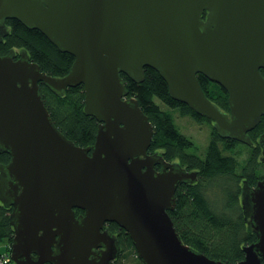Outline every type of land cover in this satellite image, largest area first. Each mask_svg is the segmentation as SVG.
Masks as SVG:
<instances>
[{
	"label": "water",
	"instance_id": "obj_1",
	"mask_svg": "<svg viewBox=\"0 0 264 264\" xmlns=\"http://www.w3.org/2000/svg\"><path fill=\"white\" fill-rule=\"evenodd\" d=\"M11 18L75 57L67 75L52 76L26 48L0 55V153L10 154L0 163V202L11 209L15 264H111L120 245L108 222L130 235L143 264H233L177 232L169 210L198 171L150 152L155 126L121 73L141 83L154 68L174 100L224 138L252 145L264 115V0H0V26ZM199 73L227 91L228 111ZM40 83L59 96L84 87L85 113L99 122L91 146L57 127ZM259 143L263 162L264 131ZM242 186L257 240L234 264H264V178Z\"/></svg>",
	"mask_w": 264,
	"mask_h": 264
},
{
	"label": "trees",
	"instance_id": "obj_2",
	"mask_svg": "<svg viewBox=\"0 0 264 264\" xmlns=\"http://www.w3.org/2000/svg\"><path fill=\"white\" fill-rule=\"evenodd\" d=\"M7 24L10 30L0 42V55L9 52L12 47L26 48L31 60L39 65L41 71L52 76L67 75L75 60L73 55L60 51L46 35L37 29H29L15 18L8 19ZM262 72L264 73V69ZM145 73L141 83L121 74L129 95L138 99L139 105L155 126L150 152L159 151L164 158L179 161L188 170L198 171L199 179L196 182L179 184L175 195L176 206L169 210L177 232L184 242L206 253L210 258L234 264L244 258L242 247L245 243L255 240V235L246 229L239 193L245 179L249 185H253L264 178L259 170L264 164L261 161L263 153L259 143L264 131V115L261 122L249 133L252 145L224 138L218 134L210 118L196 114L187 104L171 97L168 83L160 72L146 67ZM198 80L206 95L223 110L228 111L227 91L201 73L198 74ZM39 89L57 127L78 145L91 146L95 142L99 122L97 118L85 113L84 87H69L62 96L56 95L43 83L39 84ZM158 100L171 109H179L184 116L190 115L196 121L203 120L211 124L205 157L189 151L194 147L193 140L180 131L175 124L173 112L164 110ZM9 160L10 154L7 151L0 153V163H7ZM212 190L221 194L222 209L209 197ZM10 211V208H5L0 202V243L7 241L8 246L12 243L14 234L9 218ZM80 212L81 209H76V214ZM110 224L113 232L120 233L122 245L126 249L131 247V251L136 252L130 235L119 224ZM10 248L9 246L8 253H11ZM137 258L140 257L137 255ZM114 262L113 264L118 263L117 260Z\"/></svg>",
	"mask_w": 264,
	"mask_h": 264
},
{
	"label": "rangeland",
	"instance_id": "obj_3",
	"mask_svg": "<svg viewBox=\"0 0 264 264\" xmlns=\"http://www.w3.org/2000/svg\"><path fill=\"white\" fill-rule=\"evenodd\" d=\"M16 49H19V48L16 47ZM158 103L159 105L162 106L164 110L167 109L168 111L173 112V114L175 115V124L178 126V128L184 135L189 136L193 140L194 147L191 148L189 151L193 152L194 154L198 156L205 157L207 150H208V146H209L208 144H209L210 135H211L210 132L212 130L211 124L203 120L196 121L190 115L184 116L179 109H176V108L171 109L166 104L161 103L159 100H158ZM259 170H260V174H264V164L263 166L259 167ZM209 197L212 198V201L214 202L215 205H217V207L222 209L223 198L219 192L215 193V190H212L210 192ZM239 197H240V193H239ZM0 245H4L5 246L4 253H8V248L9 246H11V243L8 246V242L4 241L0 243ZM117 261L118 263L120 262L121 264H143L142 259L137 258L136 252L131 251V247L129 248L127 247V249L124 247Z\"/></svg>",
	"mask_w": 264,
	"mask_h": 264
},
{
	"label": "flooded vegetation",
	"instance_id": "obj_4",
	"mask_svg": "<svg viewBox=\"0 0 264 264\" xmlns=\"http://www.w3.org/2000/svg\"><path fill=\"white\" fill-rule=\"evenodd\" d=\"M206 13H203V15H202V17L204 18V19H206ZM7 20L8 19H6L5 20V25H6V27L5 26H0V40H2V38H4L3 36L10 30V26H8V24H7ZM1 42V41H0ZM17 50V52H16V55H15V58H18L19 57V52H20V48L19 49H16ZM2 56V55H1ZM225 111V110H224ZM262 148V147H261ZM261 153H262V150H261ZM157 168L159 169L160 167L159 166H157ZM256 184V183H255ZM255 184H253V185H255ZM253 185H251L250 184V186H252V187H254ZM242 186V185H241ZM243 187V186H242ZM242 191V190H241ZM240 196H241V193H240ZM240 207H241V199H240ZM242 212H243V209H242ZM84 212L82 211V212H80V213H77V214H83ZM243 217H244V215H243ZM111 222H108V223H106V225L107 226H109L110 227V229H111V224H110ZM245 223H246V221H245ZM246 229H247V224H246ZM111 231H112V229H111ZM247 231H248V229H247ZM249 232V231H248ZM112 233H113V235H115V238L117 239L118 238V242H119V245H120V248L119 247H115L114 248V254H116V258L115 259H113L112 261H111V264H113V262L114 261H116L117 259H118V257H119V255L121 254V252H122V250H123V248H124V245H122V238H121V236L119 235L120 233L119 232H113L112 231ZM251 234H254L255 235V240L253 241V242H256V240H257V235L254 233V232H250ZM253 242H249V243H245V244H250V243H253ZM15 262V261H14Z\"/></svg>",
	"mask_w": 264,
	"mask_h": 264
},
{
	"label": "built area",
	"instance_id": "obj_5",
	"mask_svg": "<svg viewBox=\"0 0 264 264\" xmlns=\"http://www.w3.org/2000/svg\"><path fill=\"white\" fill-rule=\"evenodd\" d=\"M0 264H15L10 253H0Z\"/></svg>",
	"mask_w": 264,
	"mask_h": 264
},
{
	"label": "crops",
	"instance_id": "obj_6",
	"mask_svg": "<svg viewBox=\"0 0 264 264\" xmlns=\"http://www.w3.org/2000/svg\"><path fill=\"white\" fill-rule=\"evenodd\" d=\"M5 246L4 245H0V252H4Z\"/></svg>",
	"mask_w": 264,
	"mask_h": 264
}]
</instances>
